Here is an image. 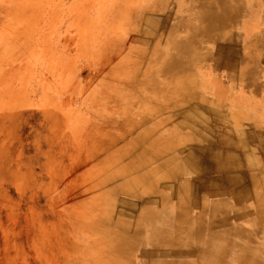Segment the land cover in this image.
I'll return each mask as SVG.
<instances>
[{
  "label": "rangeland",
  "instance_id": "1",
  "mask_svg": "<svg viewBox=\"0 0 264 264\" xmlns=\"http://www.w3.org/2000/svg\"><path fill=\"white\" fill-rule=\"evenodd\" d=\"M253 1L0 0V264H264Z\"/></svg>",
  "mask_w": 264,
  "mask_h": 264
},
{
  "label": "crops",
  "instance_id": "2",
  "mask_svg": "<svg viewBox=\"0 0 264 264\" xmlns=\"http://www.w3.org/2000/svg\"><path fill=\"white\" fill-rule=\"evenodd\" d=\"M251 3L254 5V1L251 0ZM253 10V9H252ZM249 10V14H252L251 16H255L254 18L256 19L257 27L255 28L254 23L252 20L242 28L241 27V34L246 35V44L249 46V39H253L254 36L261 35V33H264V27L262 25V21L264 20V11H259L257 10L254 12ZM247 16V12L245 13V17ZM243 19V18H242ZM252 19V17H251ZM261 21V23H260ZM264 64V61H263ZM262 83L264 84V74L262 75ZM258 90V88L253 87L251 93L248 95L246 99H248V105H250L251 109L254 110L255 113L257 112H262V116H264V91L262 93H254ZM252 114V113H251Z\"/></svg>",
  "mask_w": 264,
  "mask_h": 264
},
{
  "label": "bare ground",
  "instance_id": "3",
  "mask_svg": "<svg viewBox=\"0 0 264 264\" xmlns=\"http://www.w3.org/2000/svg\"><path fill=\"white\" fill-rule=\"evenodd\" d=\"M215 2V1H214ZM178 3V2H177ZM216 3V2H215ZM251 5V4H250ZM222 8V7H221ZM249 8V7H248ZM224 9H226V8H224ZM223 11V10H222ZM223 13V12H222ZM221 14V13H220ZM220 14H219V17H221L220 16ZM224 14V13H223ZM214 15V14H213ZM216 15H217V13H216ZM216 15L214 16V17H216ZM225 15H227V14H225ZM211 16V15H210ZM228 16V15H227ZM204 19V18H203ZM219 19H220V21H222V20H225L226 19V16L224 17H221V18H218V20L217 21H219ZM197 20V19H196ZM210 20V19H209ZM205 21V20H204ZM204 21H203V23H204ZM220 21H219V23L218 24H220ZM196 22V21H195ZM201 22V21H200ZM210 22H212V21H209V23ZM213 24H216V25H214V27L216 26L217 28H218V26L219 25H217V22L216 23H214V21L212 22ZM221 23H223V22H221ZM197 24V23H196ZM211 24V23H210ZM212 24V25H213ZM198 25V24H197ZM201 25V24H200ZM211 26V25H210ZM212 28V27H211ZM219 28H220V26H219ZM187 29V28H186ZM189 29V28H188ZM194 29H195V27H194ZM214 29H216V28H214ZM212 30H213V28H212ZM192 31V30H191ZM215 31V30H214ZM188 34V33H187ZM192 34V33H191ZM198 35H202L201 34V30H199V29H196L195 30V32H194V35L192 34L191 36H193V38H192V40H191V45H194V43L195 44H198V42H199V38H197V40H196V42H195V37L196 36H198ZM191 36H188V37H190L191 38ZM186 35L184 36V39H185V41H187V44H188V40H186ZM189 39V38H188ZM201 39V38H200ZM185 43L186 42H183V43H180V46L181 47H184L185 46ZM189 45H190V43H189ZM199 45V44H198ZM203 45V44H202ZM179 46V47H180ZM180 47V48H181ZM193 48H195L196 50H197V48L195 47V46H192ZM198 47V46H197ZM195 49H193V50H195ZM199 49V48H198ZM191 51V50H190ZM189 51V54L191 55V52ZM195 51H193V53H194ZM181 53V52H180ZM190 55H186V53L185 52H182V55L180 56V58H175L177 61H176V65H173V64H175L174 62H172V68L171 69H168V70H166L164 73H163V75L162 76H164L167 80H174V79H176L177 80V78L179 77V76H182L181 75V72H184V73H186V70H187V68L185 67L184 68V70H183V68L181 69V66H183L184 64H186V61H188L189 60V57H191ZM194 56H196V54L194 55ZM193 57V56H192ZM197 60L199 59V57L198 58H196ZM171 60H172V58H171ZM173 60H174V58H173ZM172 60V61H173ZM193 60V62H195L194 60V58L192 59ZM175 61V60H174ZM192 62V63H193ZM196 63V62H195ZM220 64V63H219ZM194 67V66H193ZM241 70V69H240ZM197 72H198V69L196 70ZM200 72V71H199ZM198 72V73H199ZM197 73V74H198ZM196 74V73H195ZM200 75V74H199ZM197 77V76H196ZM198 78V77H197ZM200 79V78H199ZM172 91V90H171ZM155 215V214H154ZM152 216V215H151ZM165 216V215H164ZM163 216V217H164ZM148 217H149V215H148ZM153 217V216H152ZM157 217V216H156ZM162 217V218H163ZM167 217V216H166ZM160 218V217H159ZM166 220V219H165ZM167 221V220H166ZM156 222V221H155ZM158 225V224H157ZM135 233H137L138 232V230H136L135 229V231H134Z\"/></svg>",
  "mask_w": 264,
  "mask_h": 264
}]
</instances>
